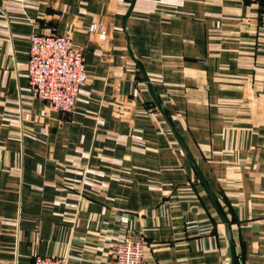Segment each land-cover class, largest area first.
Instances as JSON below:
<instances>
[{"label":"crops","instance_id":"obj_1","mask_svg":"<svg viewBox=\"0 0 264 264\" xmlns=\"http://www.w3.org/2000/svg\"><path fill=\"white\" fill-rule=\"evenodd\" d=\"M131 3L0 0V264H108L128 232L146 238L149 264H230L139 66L232 217L239 264H264V0ZM34 31L67 34L83 53L71 112L28 86Z\"/></svg>","mask_w":264,"mask_h":264},{"label":"built area","instance_id":"obj_2","mask_svg":"<svg viewBox=\"0 0 264 264\" xmlns=\"http://www.w3.org/2000/svg\"><path fill=\"white\" fill-rule=\"evenodd\" d=\"M87 31L96 34L100 41L107 36L97 23L90 24ZM27 79L32 94L50 109L71 112L79 90L88 81L83 53L73 47L67 34L34 31L29 36ZM31 264H67V259L34 254ZM108 264H149L146 238L137 232L126 233L112 246Z\"/></svg>","mask_w":264,"mask_h":264},{"label":"water","instance_id":"obj_3","mask_svg":"<svg viewBox=\"0 0 264 264\" xmlns=\"http://www.w3.org/2000/svg\"><path fill=\"white\" fill-rule=\"evenodd\" d=\"M134 0H132L131 5H133ZM140 67V70L146 80L147 83V89L148 92L153 100V102L155 103L157 109L159 110L160 114L163 116L167 126L169 127L170 131L172 132L173 136L175 137V139L177 140L179 146L181 147L182 151L184 152L185 155L188 156V158L191 160L193 167L195 168L199 179L201 181V184L205 190V193L207 195V197L209 198L211 204L213 205L218 217L220 218L223 226H224V230H225V235L228 241V246H229V256H230V264H236V253H235V246H234V238H233V231L231 228V222L230 220L224 215V213L222 212L217 198L213 192V190L211 189L208 181L206 180L205 176L203 175V173L201 172L195 158L193 157V154L191 153L189 147L187 146L184 138L182 137V135L180 134V132L177 130V128L174 126V124L172 123V121L170 120V118L167 116V114L164 112L158 97L156 96L153 87L150 83V81L148 80L147 75L145 74L144 69Z\"/></svg>","mask_w":264,"mask_h":264},{"label":"trees","instance_id":"obj_4","mask_svg":"<svg viewBox=\"0 0 264 264\" xmlns=\"http://www.w3.org/2000/svg\"><path fill=\"white\" fill-rule=\"evenodd\" d=\"M217 201H218V204H219V206H220V208H221V210H222V212L224 213V215L226 216L227 215V210H225V208L220 204V201L217 199ZM227 211V212H226ZM230 211V210H229ZM232 217L230 218V222H232ZM234 246H235V243H234ZM235 253H236V264H239V254H238V252H237V248H236V246H235ZM32 261V260H31Z\"/></svg>","mask_w":264,"mask_h":264},{"label":"rangeland","instance_id":"obj_5","mask_svg":"<svg viewBox=\"0 0 264 264\" xmlns=\"http://www.w3.org/2000/svg\"><path fill=\"white\" fill-rule=\"evenodd\" d=\"M255 1V0H254ZM121 239V238H120Z\"/></svg>","mask_w":264,"mask_h":264}]
</instances>
